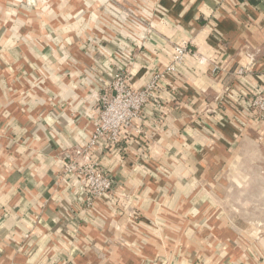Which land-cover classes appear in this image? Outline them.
I'll return each mask as SVG.
<instances>
[{
    "label": "crops",
    "instance_id": "crops-1",
    "mask_svg": "<svg viewBox=\"0 0 264 264\" xmlns=\"http://www.w3.org/2000/svg\"><path fill=\"white\" fill-rule=\"evenodd\" d=\"M81 2L0 0V264H264V121L239 103L264 90V0ZM181 41L196 56L167 75L146 155L103 158L122 201L87 207L62 161L97 91L125 58L142 85Z\"/></svg>",
    "mask_w": 264,
    "mask_h": 264
},
{
    "label": "built area",
    "instance_id": "built-area-1",
    "mask_svg": "<svg viewBox=\"0 0 264 264\" xmlns=\"http://www.w3.org/2000/svg\"><path fill=\"white\" fill-rule=\"evenodd\" d=\"M187 56H196L188 42L175 44L172 60L164 71L153 70L138 87L131 81V58H125V62H119L111 68L110 80L95 96L98 112L92 134L84 145L66 153L62 161L63 175L71 177L82 188L86 195L83 202L87 207L109 196L115 203L122 201V194H119L122 183L115 181L113 174L103 165V158L114 151L122 152L123 144L126 149L132 142L137 144L142 157L146 155V141L150 139L147 128L162 120L161 112L169 85L167 75L182 68ZM198 59L202 63L205 60L203 57ZM242 72L241 68L237 70L238 74ZM239 103L251 117L264 121L263 89H254L243 96ZM71 208L64 211L67 219L72 218ZM128 211L126 214L129 218L136 217L135 213Z\"/></svg>",
    "mask_w": 264,
    "mask_h": 264
},
{
    "label": "rangeland",
    "instance_id": "rangeland-1",
    "mask_svg": "<svg viewBox=\"0 0 264 264\" xmlns=\"http://www.w3.org/2000/svg\"><path fill=\"white\" fill-rule=\"evenodd\" d=\"M90 0H82L81 2V5L84 7V8H91L92 6V3L89 2ZM105 1V5H107V3L109 5H115V7H120V9H123V7L125 8H128V7H132L131 9L134 10V11H137L139 9V4H138V1L139 0H104ZM115 1V2H114ZM143 1V0H142ZM96 3V2H95ZM115 3V4H114ZM81 7V8H83ZM114 7V8H115ZM103 8V7H102ZM101 8V9H102Z\"/></svg>",
    "mask_w": 264,
    "mask_h": 264
}]
</instances>
